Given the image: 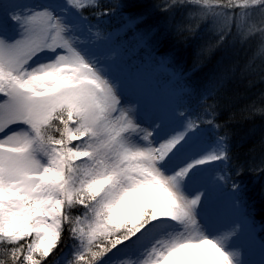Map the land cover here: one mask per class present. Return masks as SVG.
Returning a JSON list of instances; mask_svg holds the SVG:
<instances>
[{
	"label": "snow or ice",
	"instance_id": "6c2138e0",
	"mask_svg": "<svg viewBox=\"0 0 264 264\" xmlns=\"http://www.w3.org/2000/svg\"><path fill=\"white\" fill-rule=\"evenodd\" d=\"M187 5L222 33L235 19L245 38H264V19L245 23L257 10L264 17V0H169L162 10ZM85 8L102 5L0 3V264H51L64 247L57 264H246L242 186L231 183L238 218L228 228L211 210L231 180L204 167L231 159L227 137L204 140L214 106L203 116L181 101L155 106L112 52L98 50L107 38Z\"/></svg>",
	"mask_w": 264,
	"mask_h": 264
},
{
	"label": "trees",
	"instance_id": "16d2710c",
	"mask_svg": "<svg viewBox=\"0 0 264 264\" xmlns=\"http://www.w3.org/2000/svg\"><path fill=\"white\" fill-rule=\"evenodd\" d=\"M100 2L102 8H85L83 16L115 46H122L124 57L132 61L149 53L167 60L190 91L186 98L194 116H203L208 106H214L213 124L219 127L202 126L216 128L218 137H227L228 186L232 182L242 186L246 211L262 227L264 239V113L253 111L254 106L264 107V54H258L264 38L259 33L245 38L235 19L230 30L222 33L215 18L196 14L195 5L163 11L169 0ZM108 8V15H95ZM134 16L141 19L130 21ZM262 19L249 18L245 23L259 26ZM209 91L212 95L207 96Z\"/></svg>",
	"mask_w": 264,
	"mask_h": 264
},
{
	"label": "rangeland",
	"instance_id": "374dc122",
	"mask_svg": "<svg viewBox=\"0 0 264 264\" xmlns=\"http://www.w3.org/2000/svg\"><path fill=\"white\" fill-rule=\"evenodd\" d=\"M6 1L7 0H0V3ZM8 1L30 5H43L49 2V0ZM236 11L239 10L237 9ZM260 17L261 15L257 10L249 18L258 20ZM12 23V21H9V26H11ZM87 23L89 25H93L91 22H89L88 19ZM96 28H98V26H96ZM96 28H94L93 30L95 31ZM98 50L105 53L112 52L113 57L121 63L122 67H124L137 77L142 90L151 97L155 106L164 107L166 105H171L176 101H181L186 107V109L191 110L188 99L186 98V95L190 91L189 89L184 87L183 79L180 76H177L178 73L169 66L167 60H164L162 57L156 56L155 54L145 53L142 58H135L132 61H129V57L123 56V47L120 45L115 46L111 39H107L106 43L100 44L98 46ZM162 60L164 61L163 63ZM201 128L205 130V141L212 142L218 138L216 128L212 127L207 129L204 128L202 125ZM207 169L209 170L207 175L211 179L214 176L222 175L226 168H222L220 162H214L212 165L208 166ZM230 189L231 187L228 186V182H224V187L220 192V196H226L227 201L223 202L221 205L215 206V210L220 209V207H224L227 208V210L229 211L236 212L231 205ZM249 221L256 227V229L260 233L262 227L259 226V223L253 221L252 219H249ZM69 251V248L64 247L62 254L57 255L56 253H54L52 256L49 257V259H52V261L54 259L52 264H57L58 261L67 258V254L69 253Z\"/></svg>",
	"mask_w": 264,
	"mask_h": 264
},
{
	"label": "bare ground",
	"instance_id": "6f19581e",
	"mask_svg": "<svg viewBox=\"0 0 264 264\" xmlns=\"http://www.w3.org/2000/svg\"><path fill=\"white\" fill-rule=\"evenodd\" d=\"M212 164L204 166L208 168ZM221 192V191H220ZM220 192L217 194V197L213 200L211 209L213 212L219 213V218L216 223L218 229H226L231 223L238 218L237 212L229 211L227 208L220 207V209H214L215 206L221 205L223 202L227 201V197L220 196ZM219 208V207H218ZM250 229L248 233L240 237L237 241L239 245V250L242 254V259L246 264H252L254 262H260L264 264V246L262 241H260L259 232L256 227L249 221ZM249 234H252L251 237H248ZM261 243L262 246L259 245Z\"/></svg>",
	"mask_w": 264,
	"mask_h": 264
}]
</instances>
